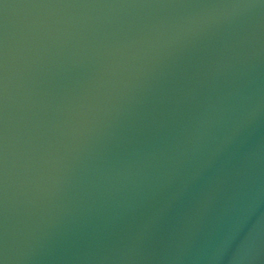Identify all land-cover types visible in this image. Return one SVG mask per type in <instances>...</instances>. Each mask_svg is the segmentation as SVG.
<instances>
[{
  "label": "water",
  "instance_id": "water-1",
  "mask_svg": "<svg viewBox=\"0 0 264 264\" xmlns=\"http://www.w3.org/2000/svg\"><path fill=\"white\" fill-rule=\"evenodd\" d=\"M0 264H264V0H0Z\"/></svg>",
  "mask_w": 264,
  "mask_h": 264
}]
</instances>
